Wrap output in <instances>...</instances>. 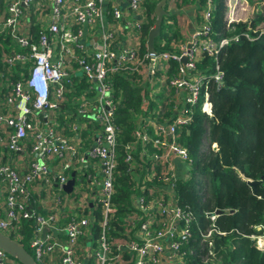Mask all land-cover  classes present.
Listing matches in <instances>:
<instances>
[{
  "label": "built area",
  "instance_id": "built-area-1",
  "mask_svg": "<svg viewBox=\"0 0 264 264\" xmlns=\"http://www.w3.org/2000/svg\"><path fill=\"white\" fill-rule=\"evenodd\" d=\"M146 1L0 0V36L9 35L11 45L19 49L4 56L0 70V148L27 159L22 167L0 161V188L5 193L0 231L23 237L20 223L31 220L29 248L37 264H186L184 246L191 236L194 216L175 196L177 176L171 160L190 161L186 148L177 142V131L191 121V107L207 83L198 67L202 55L215 56L238 36L218 41L203 37L211 31L213 11L212 0H206L201 23L191 34L172 40V51L147 49L141 53V42L147 40L143 33L148 24ZM242 1L249 6L248 0H226L228 25L246 20L250 14L239 15ZM168 4L176 7L177 2L169 0ZM107 14H111L110 19ZM31 24L39 25L35 37ZM27 61L31 65L26 74L13 78L14 68ZM169 61L178 65L168 83L163 76L156 81L164 87L167 102L173 101L174 117L155 126V138L145 129L136 130L125 157L131 161L134 144L151 141L157 148L151 158L161 165L158 180L162 189L133 196L132 207L140 214L128 213L126 224L120 231L116 229L121 234L112 235L118 127L111 77L116 73L133 78L148 73L154 76L166 72ZM77 70L84 84L79 91L80 85L74 87ZM210 77L217 85L223 83L218 67ZM68 94L80 120L59 123L55 113L69 100ZM202 110L212 114L208 97ZM88 119L98 125L88 151L100 170L97 175H87L95 193L90 195L86 190L87 196L76 203L73 194L78 174L70 193L64 184L72 167L87 163L81 132L92 129ZM66 130L73 134H66ZM219 213L207 215L213 220ZM213 231L212 225L203 238L208 240ZM251 238L264 250V231ZM0 264L20 263L0 249Z\"/></svg>",
  "mask_w": 264,
  "mask_h": 264
},
{
  "label": "trees",
  "instance_id": "trees-1",
  "mask_svg": "<svg viewBox=\"0 0 264 264\" xmlns=\"http://www.w3.org/2000/svg\"><path fill=\"white\" fill-rule=\"evenodd\" d=\"M158 1L147 0L145 3L148 24L143 33L146 37L154 25ZM168 2L164 6L166 15L161 33L154 43L157 53L172 51L171 41L181 37L178 29L168 21L175 22L176 17V12L167 9ZM176 2L193 5L197 25L201 23L200 14L206 0ZM252 2L250 4L248 0L251 11L246 20L228 25L226 0H212L211 31L203 37L218 41L237 35L238 40L223 46L215 56L202 55L198 67L207 83L202 86L197 103L191 107V121L177 131V142L186 148L190 161L186 162V173L176 177L175 196L178 204L194 216L191 236L184 246L186 264H264V250L257 248L255 240L251 239V235L264 231V0ZM107 16L110 19L111 14ZM30 26L35 37L39 25ZM146 41L141 42V53L147 51ZM11 49L19 50L11 45L9 35L0 36V70H3L4 56ZM168 64L166 72L154 75L156 80L163 76L165 84L178 65L174 61ZM30 65V61L18 65L12 77L26 74ZM216 67L223 73L221 85L210 77ZM111 78L116 102L114 122L118 132L113 194L116 211L110 232L120 235L116 229L120 231L126 224V215L140 214L132 207L133 196L145 195L150 189H162L158 180L161 165L151 158L157 148L151 141L134 144L133 159L126 161L127 144L134 140L136 130L145 129L151 138H155L154 123L163 119L171 121L175 110L173 101L167 102V95L154 92L155 85L149 83L148 76H144V82H136L135 78L120 73ZM137 79L141 80L142 76ZM77 80L74 87L77 89L80 85L79 91L84 84L81 78ZM67 96L71 99L69 94ZM206 97L212 103L211 115L202 110ZM143 99H146V105ZM57 120L59 123L64 121L60 117ZM5 158L2 157V162ZM254 181L257 182L255 189L250 184ZM217 210L220 213L211 220L207 213ZM20 225L24 236L18 238L12 233L9 236L32 255L29 248L31 220H22ZM212 225L215 231L206 240L202 234Z\"/></svg>",
  "mask_w": 264,
  "mask_h": 264
},
{
  "label": "crops",
  "instance_id": "crops-1",
  "mask_svg": "<svg viewBox=\"0 0 264 264\" xmlns=\"http://www.w3.org/2000/svg\"><path fill=\"white\" fill-rule=\"evenodd\" d=\"M177 5H176V7H174L170 4H168L167 9L176 12L175 22L172 20H168V21H171V24L173 23V27L175 26L178 29L180 36H181L180 38H184L185 36L191 34L195 30V28L198 27L196 14H195L196 9L193 5H190V4L184 6L180 3L178 5V7H177ZM30 27L31 26H29V29H30ZM148 78L150 80L149 83L150 84L154 83V85H155L154 92H157V93L161 92V93L165 94L164 87L160 86V84L156 81L154 76H152L148 73ZM152 78H154V79L152 80ZM135 79H136V82H144L145 81V78L143 76H142L141 80H138L137 78H135ZM68 103L75 107V105H73L70 102V99L69 100L66 99L63 103H61L59 105L56 113L61 112L60 118L66 122H78L80 120V117L76 113V108H75V112L71 116L67 115V112H68L67 104ZM143 103H144V105L147 104L146 99H143ZM87 121L91 122L93 127L90 130H84L81 132V136L84 140V148H82V150L84 151V155L87 159V163L84 166L91 168L93 170L94 174L86 173V174H84V175H86V178H87V175L99 174V170H100V167H99L97 160L95 158L91 157L89 155V151H88L91 148L95 138L97 137L95 130L98 128V125L93 123L94 121H92L91 119H88ZM162 121H158V123L162 122ZM158 123H154V125H153L154 129ZM65 133L68 135L73 134V132H71L70 130H66ZM21 155H22L21 153L13 154V153H9L7 150H4L3 148H0V161L1 162H2V157L6 156L4 163L5 162L15 163V165L22 167L23 163L27 162V159ZM90 160H92V161H90ZM171 162H172V165H173L174 170L176 172V176H179L180 174L184 175L186 173V171H187L186 169L188 168V165L186 164V162L180 160L177 157H173ZM76 169L77 168L72 167V169L70 171V176H71V172H75V175H76V172H77ZM87 183H89L88 178H87ZM87 190L90 191V195L92 193H95L94 191L91 190V186ZM4 194L5 193L3 191V188H0V214H2V212H3Z\"/></svg>",
  "mask_w": 264,
  "mask_h": 264
},
{
  "label": "water",
  "instance_id": "water-1",
  "mask_svg": "<svg viewBox=\"0 0 264 264\" xmlns=\"http://www.w3.org/2000/svg\"><path fill=\"white\" fill-rule=\"evenodd\" d=\"M167 0H160L157 2L155 6V21L154 25L149 29L147 34V49L149 52H155L154 49V43L155 39L160 35L161 33V26L164 19V16L166 15V10L164 9V6L166 4ZM181 61L183 63L186 62L185 58H182ZM151 68V67H150ZM149 68V69H150ZM257 182H251V186L253 189H255ZM75 184V172H71L70 178L67 180V182L64 184V190L67 193H70L73 189V186ZM262 198H264V190L262 192ZM217 213L220 211L217 210ZM0 249H2L4 252H6L10 257L16 259L20 264H37L32 255L23 248L17 241L9 237L8 235L4 234L0 231Z\"/></svg>",
  "mask_w": 264,
  "mask_h": 264
},
{
  "label": "rangeland",
  "instance_id": "rangeland-1",
  "mask_svg": "<svg viewBox=\"0 0 264 264\" xmlns=\"http://www.w3.org/2000/svg\"><path fill=\"white\" fill-rule=\"evenodd\" d=\"M253 0H249V3L252 4ZM264 9V6H263ZM250 8L249 6L242 1L239 6V15L246 17L247 14H249ZM76 76L77 78H81V72L80 70L76 71ZM68 112L67 115L71 116L75 112V107L72 106L71 104H67ZM61 116V112L55 113V119L59 118ZM58 121V120H57ZM59 122V121H58ZM62 122V121H60ZM92 161V160H90ZM78 173L79 180L76 182L75 185V192L73 194V197L75 198L76 203H80L82 197L87 196V189L92 186V183H87V178L84 176V174L89 173V174H94L93 170L87 166H81L76 169ZM252 239V238H251ZM253 240V239H252Z\"/></svg>",
  "mask_w": 264,
  "mask_h": 264
}]
</instances>
